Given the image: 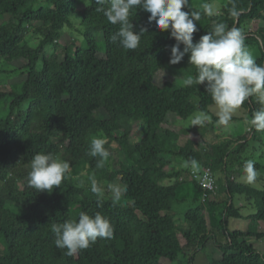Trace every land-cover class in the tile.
I'll use <instances>...</instances> for the list:
<instances>
[{"label": "trees", "instance_id": "obj_1", "mask_svg": "<svg viewBox=\"0 0 264 264\" xmlns=\"http://www.w3.org/2000/svg\"><path fill=\"white\" fill-rule=\"evenodd\" d=\"M232 2L213 17L203 14V5L182 9L202 13L194 42L214 21L223 22L250 34L259 46L256 61L264 64V0H235L241 12L236 18L228 13ZM96 7L94 0H0V83H10L9 90L0 87L7 109L0 116V264H185L181 256L196 264L209 241L222 252L210 264H264L256 246L264 238L259 229L264 187L234 174L249 137L256 140L259 130L253 126L252 135L209 142L208 127L185 129L171 121L170 114L189 118L214 105L205 85L184 86L195 66L187 55L179 64L169 63L176 41L149 23L150 13L142 8L129 19L134 31L147 32L137 49L127 50L110 39L119 25ZM256 22L261 25L248 31ZM73 28L82 36L80 44ZM242 106L251 118L260 107L254 98ZM212 118L216 122L215 114ZM182 136L185 142L178 146ZM92 138L108 141L111 154L103 167L96 166L99 157L88 155ZM41 152L71 165L51 193L28 185L31 160ZM193 161L211 167L217 178V191H207L205 199L204 187L190 175ZM253 165L264 170L262 162ZM93 177L102 188L116 183L125 191L119 200L103 192L98 197L91 191ZM188 182L202 199L187 208L178 188ZM236 195L247 197L254 211L237 207ZM220 199L226 205L214 224L210 210ZM80 212H100L114 234L68 256L67 249L56 247L51 227L78 220ZM232 218L248 220L247 227L232 229Z\"/></svg>", "mask_w": 264, "mask_h": 264}, {"label": "clouds", "instance_id": "obj_2", "mask_svg": "<svg viewBox=\"0 0 264 264\" xmlns=\"http://www.w3.org/2000/svg\"><path fill=\"white\" fill-rule=\"evenodd\" d=\"M94 2L97 5L96 12L103 13L109 23L119 25L118 30L110 37L111 41L127 50L137 49L141 37L147 32L146 28H141L139 32L134 31L132 20L129 19L130 13L136 8L150 13L149 23L155 22L159 30L169 31L170 37L176 41L171 46L169 63L179 64L187 55L189 64L195 66V76H187L183 80L184 86H206V92L214 103L217 125H228L236 110L245 101L254 98L260 107L252 112L250 123L257 130H264V64L258 63L253 57L245 44V34L240 28H229L226 23L214 21L211 30L194 42V33L198 31L196 22L201 20L202 13L196 10L183 11V8H192L189 0ZM228 13L233 18L241 15L235 0ZM203 14L213 17L221 13L215 4L205 3ZM211 119L207 112L198 111L190 118L189 125L202 126ZM107 143V139L103 138H92L90 141L88 155L100 158L96 165L98 168L103 167L104 161L111 154L105 147ZM70 170V163L59 159L53 153H37L31 160L28 185L39 192L47 190L51 193L54 188H59L70 174ZM245 170L251 179L252 161L246 162ZM108 188L113 200H119L125 191L118 185H108ZM91 191L98 197L103 192L102 186L94 177L91 178ZM51 230L55 234L56 247L67 249L68 256L89 248L98 238L111 239L114 234L110 220L100 212L94 215L80 212L78 220L54 223Z\"/></svg>", "mask_w": 264, "mask_h": 264}, {"label": "rangeland", "instance_id": "obj_3", "mask_svg": "<svg viewBox=\"0 0 264 264\" xmlns=\"http://www.w3.org/2000/svg\"><path fill=\"white\" fill-rule=\"evenodd\" d=\"M227 0H192L190 2V5L194 6L197 4L203 5L205 3H213L215 4L218 8L221 6L225 5ZM79 19H76L75 17L72 18L73 23H78L80 26V22L78 21ZM77 25V27H78ZM256 25H261L260 22H256L253 24L249 25L248 31H251L253 28H255ZM76 28V26H74ZM67 29L69 27H66ZM74 29V28H73ZM78 30H81V28L78 27ZM73 34V39L76 41V44L81 43L82 36H80V33L76 31V29L71 30ZM32 37V36H31ZM31 44L36 45V43L33 41V39H29ZM245 44L248 47V49L251 51L253 57L256 59L260 54H259V46L258 43L251 39L250 34L245 36ZM8 74H2V77L8 78ZM0 87L9 90L10 89V83H0ZM6 102H0V116L4 115L6 113ZM207 113L213 117V114H215V107L214 105L211 106V110L207 111ZM171 116L169 119L173 122H176L179 124L181 127H184L185 129L187 128H195V129H204L208 127V130L206 132L207 139L209 142H222V141H227L228 139H239L241 135L243 134H248L252 135L253 132V125L250 123L251 117L249 115V112L246 108L241 106L239 109L236 110V112L233 114V116L237 117L236 120H232L229 122L228 125H217L216 122H214L212 119L209 122H206L202 126H190L189 125V118H181L177 117L176 115L170 114ZM179 129V127H178ZM209 132V134H208ZM209 135V136H208ZM257 139L254 140L249 137V143L246 146L243 154H242V165L237 164V166L234 168L235 169V178L238 179L240 178L244 182H250L253 185L257 187H264V170H258L254 165H253V173L251 179H249V174L245 170V164L247 161H252L254 162H262L264 163V130H259V133L257 135ZM181 141L180 143L185 142V138L182 136L179 138ZM179 144V143H178ZM114 146H117L116 143L113 144ZM180 159H177L179 161ZM168 184L167 182H165ZM108 185H118L116 183H109ZM122 188V187H121ZM106 193L107 195H112L111 191L109 190L108 186L105 185L103 187V194ZM178 194L180 198H186L187 201H183L185 204L183 205L184 207H190L194 206L193 200L195 198H198L199 201L202 199V194L199 193L197 188L192 182L184 183L179 186L178 188ZM220 199V205L219 206H214L211 207L210 210L212 211V220L214 224H218L219 220L221 218V213L223 209L225 208L226 203L224 201H221ZM248 198L243 197L240 195H236L234 197L235 205L237 207H245V213H250L253 212L254 209L249 206L248 203ZM198 202V201H197ZM182 206L181 204H178ZM177 205V206H178ZM181 210V209H179ZM183 211V210H181ZM248 225V220L244 219H237V218H232L229 222V226L234 229V228H246ZM260 231H264V221L260 222L259 225ZM256 241V240H255ZM256 246L258 249L264 252V238L262 240L256 241ZM199 254L197 255V259L195 263L201 262L202 264H210V260L212 257L216 260H219L222 258V252L216 247L213 241H209L208 246L206 249L200 250L198 252ZM181 259L184 261V263H187L188 257L187 256H181ZM188 264V263H187Z\"/></svg>", "mask_w": 264, "mask_h": 264}, {"label": "built area", "instance_id": "obj_4", "mask_svg": "<svg viewBox=\"0 0 264 264\" xmlns=\"http://www.w3.org/2000/svg\"><path fill=\"white\" fill-rule=\"evenodd\" d=\"M190 175L204 187L203 199H205L207 191H217V178L211 167L206 165H203L201 168L193 167L190 169Z\"/></svg>", "mask_w": 264, "mask_h": 264}, {"label": "crops", "instance_id": "obj_5", "mask_svg": "<svg viewBox=\"0 0 264 264\" xmlns=\"http://www.w3.org/2000/svg\"><path fill=\"white\" fill-rule=\"evenodd\" d=\"M7 83H8V79H7ZM208 134H209V132H208ZM209 136V135H208ZM181 141L179 140V144H178V146H180V145H182L183 143H180ZM176 162H180V160L179 161H177L176 160ZM181 163V165L183 164V165H186V163L184 162V161H182V162H180ZM198 166H200V165H198L197 163H194V164H190L189 165V169H191L192 167H196V168H199ZM199 254V253H198ZM197 254V255H198ZM196 259H197V256H196ZM212 259H214L213 257H212ZM196 264H202L201 262H198V263H196Z\"/></svg>", "mask_w": 264, "mask_h": 264}]
</instances>
